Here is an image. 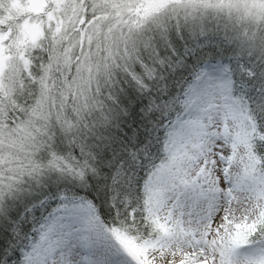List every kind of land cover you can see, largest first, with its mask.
Returning <instances> with one entry per match:
<instances>
[{"label":"snow or ice","instance_id":"obj_1","mask_svg":"<svg viewBox=\"0 0 264 264\" xmlns=\"http://www.w3.org/2000/svg\"><path fill=\"white\" fill-rule=\"evenodd\" d=\"M0 264H264V0H0Z\"/></svg>","mask_w":264,"mask_h":264}]
</instances>
